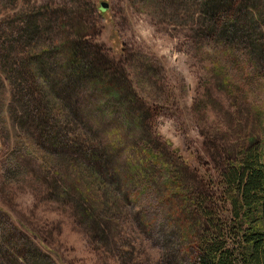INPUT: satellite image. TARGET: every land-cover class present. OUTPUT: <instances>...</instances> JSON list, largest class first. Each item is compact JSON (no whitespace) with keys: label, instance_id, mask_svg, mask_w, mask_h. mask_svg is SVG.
Here are the masks:
<instances>
[{"label":"rangeland","instance_id":"rangeland-1","mask_svg":"<svg viewBox=\"0 0 264 264\" xmlns=\"http://www.w3.org/2000/svg\"><path fill=\"white\" fill-rule=\"evenodd\" d=\"M22 1L17 4L28 5ZM38 2L53 9L75 7L70 8L74 23L67 25L68 32L74 35L75 27L81 28L74 38L85 44L87 57H97L95 67L105 65L106 93L119 94L128 113L116 112L106 99L98 103L91 92L90 71L83 87L82 81L79 87L76 83L70 96L73 106L88 109L91 139L86 142L98 148L97 153L62 149L57 158L35 147L28 155L26 148L19 152L14 145L15 138H28L17 132L16 115L7 112V91L0 88V264H188L189 251L180 234L187 230L168 225L166 202L159 199L162 189L154 184L142 194L140 186H122L119 191L122 182L113 168L131 160V144L110 153L112 147L102 150L98 139H106V133L109 137L117 113H141L147 133L154 134L165 151H177L185 161L181 168L187 182L201 185L203 191L207 185L200 180L202 174L211 182L217 180L226 151L246 146L255 137L264 158V6L240 0L210 31L205 29L212 20L206 17L203 0L32 3ZM100 2L106 3L102 11ZM18 11L14 6L8 13ZM237 17L234 26L221 27ZM242 17L248 19L242 23ZM21 53L18 48L17 61ZM1 74L0 70L3 87L8 82ZM82 89L86 97L78 99ZM63 127L76 138L78 127ZM130 130L134 137L137 130ZM123 136L128 138L130 131ZM13 152L22 163L16 175L5 177L18 164H13ZM82 164L97 168L102 182L89 172L99 186L86 184ZM77 171L85 185L78 182ZM113 185L115 195L109 188ZM223 207L212 208L220 212ZM12 244L26 251L15 253Z\"/></svg>","mask_w":264,"mask_h":264},{"label":"trees","instance_id":"trees-1","mask_svg":"<svg viewBox=\"0 0 264 264\" xmlns=\"http://www.w3.org/2000/svg\"><path fill=\"white\" fill-rule=\"evenodd\" d=\"M26 1L28 5L23 6L22 3L18 5L17 0H0V9L5 10L0 17V70L3 80L8 82L0 88L7 91L10 108L7 112L16 115L13 120L17 132H23L28 138L22 142L17 137L14 145L19 152L26 148L28 155L34 154L35 147L44 148L53 157H57L56 153L62 149H76L89 156L97 153L98 148L86 142L91 139L88 109L72 104L75 100L70 94L75 91L76 83L78 85L82 81L83 87L91 71V92H94V98L99 99L98 103L104 104L106 99V105L114 109L116 106V112L123 111L124 114L128 113V107L119 99V94L112 90L106 93L105 62L101 61L104 66L97 68V57H87L85 44L74 38L81 28L75 27L72 37L68 32L67 25L74 23L70 8L75 11V7L53 9L41 6V2L32 3L35 0ZM68 1L71 4L78 0ZM238 1L203 0L206 17L208 21L212 20L205 29L212 31L211 28L217 26L216 19L233 12ZM252 1L264 6V0ZM14 6L18 7V13L9 14V8ZM256 13L263 14L258 9ZM239 18L235 21L228 18L221 27L234 26ZM246 19L248 17H242V23ZM250 19L252 21V16ZM54 36L56 40H53ZM18 48L22 53L17 61L15 53ZM103 90L105 94H102ZM81 91L83 94L76 95L78 99L86 97L85 90ZM97 110L102 111L101 105H97ZM117 114L116 126L111 127L108 138L106 133L103 135L106 139H98V144L106 152L112 150L110 153L131 144V160H124V164L113 168L122 182L119 191L122 186L126 190L140 186L142 194L144 190H151L154 184L162 189L159 199L161 203L166 202L168 225H177V231L179 225L187 230L180 234L189 251L188 264H264V158L260 141L254 137L246 146L226 151L222 164L219 163L217 180L211 182L202 174L200 180L207 185L203 191L201 185L187 182L181 168L185 161L177 151H165L154 134L151 137L150 132L147 133L141 125V113L128 117ZM61 124L78 127L76 138L68 136L70 132ZM131 127L137 130L134 137ZM129 131L130 136L125 139L123 135ZM25 143L26 147L23 146ZM109 147L112 149L108 150ZM132 150L134 155H131ZM12 154L15 156L13 164L18 163L16 153ZM20 163L22 161L19 160L5 177L16 175ZM81 171L87 172V179L77 171L78 182L85 185L84 178L88 186L91 183L99 186V181L90 172L102 182L96 167L82 164ZM109 188L115 192L114 185ZM221 206L224 207L220 212L212 208ZM13 247L15 253L26 251L25 248Z\"/></svg>","mask_w":264,"mask_h":264},{"label":"water","instance_id":"water-1","mask_svg":"<svg viewBox=\"0 0 264 264\" xmlns=\"http://www.w3.org/2000/svg\"><path fill=\"white\" fill-rule=\"evenodd\" d=\"M105 7H106V3H104V2H100V4H99V9L102 11V10L105 9Z\"/></svg>","mask_w":264,"mask_h":264}]
</instances>
